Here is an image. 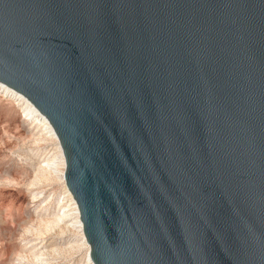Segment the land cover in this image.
<instances>
[{
	"label": "water",
	"instance_id": "95a60500",
	"mask_svg": "<svg viewBox=\"0 0 264 264\" xmlns=\"http://www.w3.org/2000/svg\"><path fill=\"white\" fill-rule=\"evenodd\" d=\"M0 83L95 264H264V0H0Z\"/></svg>",
	"mask_w": 264,
	"mask_h": 264
},
{
	"label": "rangeland",
	"instance_id": "374dc122",
	"mask_svg": "<svg viewBox=\"0 0 264 264\" xmlns=\"http://www.w3.org/2000/svg\"><path fill=\"white\" fill-rule=\"evenodd\" d=\"M56 144L0 97V264H90L88 248L64 218Z\"/></svg>",
	"mask_w": 264,
	"mask_h": 264
},
{
	"label": "bare ground",
	"instance_id": "6f19581e",
	"mask_svg": "<svg viewBox=\"0 0 264 264\" xmlns=\"http://www.w3.org/2000/svg\"><path fill=\"white\" fill-rule=\"evenodd\" d=\"M0 97L1 98L4 97L15 102L18 106L21 107L22 111L25 114L26 119H29V121L33 123H37L38 126L41 127V130L44 131L46 136H49L51 140L57 142L56 146L58 152H57V156L55 157V160L53 161L54 162L53 167H55V169L59 172L65 184L67 196L65 197L66 207L64 208L65 209L64 218H66L67 221L72 222V226H70V228L72 227L75 231H77L78 232L77 235L80 234L78 235V237H81L83 245H85L88 248L89 263L95 264L91 255L92 247L87 241L84 232V224L80 220L81 213L78 203L76 200H74L73 194L71 193L67 185V180H66L67 161L56 130L54 129L50 121L47 119V117L42 115L32 102H30L26 97L14 91L13 89L9 88L3 83H0Z\"/></svg>",
	"mask_w": 264,
	"mask_h": 264
}]
</instances>
